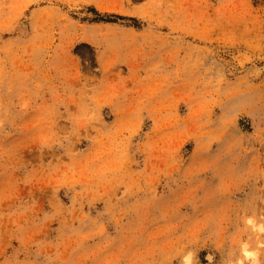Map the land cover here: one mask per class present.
<instances>
[{"label":"rangeland","instance_id":"obj_1","mask_svg":"<svg viewBox=\"0 0 264 264\" xmlns=\"http://www.w3.org/2000/svg\"><path fill=\"white\" fill-rule=\"evenodd\" d=\"M263 55L264 0H0V264H264Z\"/></svg>","mask_w":264,"mask_h":264},{"label":"bare ground","instance_id":"obj_2","mask_svg":"<svg viewBox=\"0 0 264 264\" xmlns=\"http://www.w3.org/2000/svg\"><path fill=\"white\" fill-rule=\"evenodd\" d=\"M255 73L256 74H261L264 71V55L261 56L260 58H257V65H256ZM259 231V229H258ZM244 253H245V261L248 262L249 264H261L260 258L258 256V250H251L247 247V245L244 246L243 248ZM244 261L241 260L239 264H243ZM185 264H193L191 262V257H187Z\"/></svg>","mask_w":264,"mask_h":264}]
</instances>
